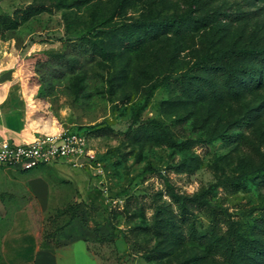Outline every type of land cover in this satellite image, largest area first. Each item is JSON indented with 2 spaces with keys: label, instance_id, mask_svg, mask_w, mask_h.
Segmentation results:
<instances>
[{
  "label": "rangeland",
  "instance_id": "rangeland-1",
  "mask_svg": "<svg viewBox=\"0 0 264 264\" xmlns=\"http://www.w3.org/2000/svg\"><path fill=\"white\" fill-rule=\"evenodd\" d=\"M263 49L264 0H0V81L96 150L64 165L75 264H264Z\"/></svg>",
  "mask_w": 264,
  "mask_h": 264
},
{
  "label": "crops",
  "instance_id": "crops-1",
  "mask_svg": "<svg viewBox=\"0 0 264 264\" xmlns=\"http://www.w3.org/2000/svg\"><path fill=\"white\" fill-rule=\"evenodd\" d=\"M5 86L0 81V142L32 141L42 132L63 129L30 122L27 107ZM65 164L29 171L0 165V264H75L68 249L84 239L73 238L58 247L46 242L42 232L50 213L65 208L86 189L84 181L78 184L67 176Z\"/></svg>",
  "mask_w": 264,
  "mask_h": 264
},
{
  "label": "built area",
  "instance_id": "built-area-1",
  "mask_svg": "<svg viewBox=\"0 0 264 264\" xmlns=\"http://www.w3.org/2000/svg\"><path fill=\"white\" fill-rule=\"evenodd\" d=\"M96 159V150L82 130L63 128L56 132H42L32 141L17 143L4 139L0 142V165L22 171L63 163L92 165Z\"/></svg>",
  "mask_w": 264,
  "mask_h": 264
},
{
  "label": "trees",
  "instance_id": "trees-1",
  "mask_svg": "<svg viewBox=\"0 0 264 264\" xmlns=\"http://www.w3.org/2000/svg\"><path fill=\"white\" fill-rule=\"evenodd\" d=\"M181 23H183V20L179 19L177 17L156 18V19L150 21L149 24L145 23L142 26L151 28L152 25L160 27V26H174L175 24H177L178 29L181 30L182 32H185V30L183 29ZM92 53L95 54L94 50H92ZM239 54H245V55L253 54L254 56H256V58L258 57L260 59H263L264 58V49L263 50H258V51L243 50ZM80 130L84 131V133L89 137L90 133H88L87 131H85L83 129H80ZM80 206H81L80 203L69 204L65 208L58 210V212L56 214V217H54V219L57 220V218L59 219V217H61V216H65V215L68 216L69 215V219L59 229H63V228L67 229L68 228L69 229V234L68 235H69V239L70 240L73 239V235H72L73 234L72 229H73V226H74L73 223H75L76 220L79 217ZM46 238H47V236H46ZM81 238L84 239L86 242H88V240H87V238L85 236L82 235ZM113 239H114L113 238V234L110 233V234H107V235H101L98 240L101 241V242H108V241H113ZM252 248H256V247L253 246ZM232 252H234V248L232 249ZM249 253H250V251H247V250H244V249H238L237 258L241 259V260H247L248 257H249Z\"/></svg>",
  "mask_w": 264,
  "mask_h": 264
},
{
  "label": "water",
  "instance_id": "water-1",
  "mask_svg": "<svg viewBox=\"0 0 264 264\" xmlns=\"http://www.w3.org/2000/svg\"><path fill=\"white\" fill-rule=\"evenodd\" d=\"M84 161V159H82Z\"/></svg>",
  "mask_w": 264,
  "mask_h": 264
}]
</instances>
